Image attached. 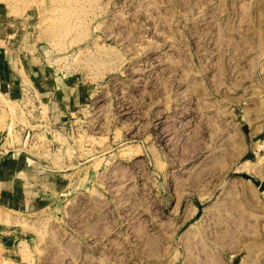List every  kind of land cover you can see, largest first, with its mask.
<instances>
[{
    "label": "rangeland",
    "instance_id": "obj_1",
    "mask_svg": "<svg viewBox=\"0 0 264 264\" xmlns=\"http://www.w3.org/2000/svg\"><path fill=\"white\" fill-rule=\"evenodd\" d=\"M7 3L0 264H264V0Z\"/></svg>",
    "mask_w": 264,
    "mask_h": 264
},
{
    "label": "crops",
    "instance_id": "obj_2",
    "mask_svg": "<svg viewBox=\"0 0 264 264\" xmlns=\"http://www.w3.org/2000/svg\"><path fill=\"white\" fill-rule=\"evenodd\" d=\"M7 0H0V94L13 96L14 88L21 80V64L16 61L13 33L9 21L13 15ZM22 68L25 69L23 66ZM21 84V83H19ZM16 157V158H14ZM27 157L13 149L0 150V204L15 207L20 203L27 205L31 190L35 185ZM28 174V175H27Z\"/></svg>",
    "mask_w": 264,
    "mask_h": 264
},
{
    "label": "water",
    "instance_id": "obj_3",
    "mask_svg": "<svg viewBox=\"0 0 264 264\" xmlns=\"http://www.w3.org/2000/svg\"><path fill=\"white\" fill-rule=\"evenodd\" d=\"M264 189V183L260 185V190Z\"/></svg>",
    "mask_w": 264,
    "mask_h": 264
}]
</instances>
